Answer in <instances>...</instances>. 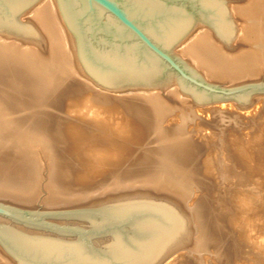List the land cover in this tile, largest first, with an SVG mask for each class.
Instances as JSON below:
<instances>
[{"label":"bare ground","instance_id":"1","mask_svg":"<svg viewBox=\"0 0 264 264\" xmlns=\"http://www.w3.org/2000/svg\"><path fill=\"white\" fill-rule=\"evenodd\" d=\"M234 12L242 20L237 26L231 21L235 30L229 41L195 20L169 54L184 58L205 82L214 85H237L257 76L264 69V0H248L243 7H234ZM26 15L37 26L36 34L29 37L0 31V202L32 205L45 164L46 207L83 199L70 191L72 186L83 187L92 179L88 168L77 171L80 163L90 168L96 157L107 154L111 165H125L132 145L146 136V145L143 143L141 150L138 147L140 157L135 162L140 173L123 178L125 174L118 178L111 175L105 182L107 187L147 186V191L165 195L183 217L185 224L179 235L153 264H177L181 259L188 264H212L221 263L222 258V264H264V255H251L237 238L229 246L231 258L225 261L226 246L214 231L222 232L225 221L218 215L207 218L197 199L196 190L201 186L198 167L209 165L198 161L199 139L209 138L205 131L212 122L221 126L228 123L232 128L242 119L234 111L223 110L225 104L220 102L227 99L193 100L178 86L175 72L158 83H94L80 63L75 38L67 30L56 1L34 0L20 18ZM36 35L42 38L45 50L36 45ZM235 38L249 47L230 51ZM169 87L172 102L160 93ZM79 88L82 95L75 101L73 94ZM231 101L238 109L255 103L264 107V96L252 93L246 103ZM217 102L219 107H209ZM197 112L209 113L211 118L204 119ZM87 118L95 122H87ZM85 126L95 134H86ZM236 132L226 134L230 162L244 165L250 175L237 170L221 188L222 197L231 186L251 187L253 182L264 186V162L258 150L251 139ZM71 141H75L74 147L69 146ZM228 174L223 171L222 179ZM133 191L136 195L140 189ZM253 212V224L247 218L240 219L243 237L264 244V204L254 207ZM0 264L17 262L0 251Z\"/></svg>","mask_w":264,"mask_h":264},{"label":"water","instance_id":"2","mask_svg":"<svg viewBox=\"0 0 264 264\" xmlns=\"http://www.w3.org/2000/svg\"><path fill=\"white\" fill-rule=\"evenodd\" d=\"M33 1L0 0V31L36 34L31 21L20 18ZM55 1L94 83H158L175 72L180 89L199 103H246L251 93L264 92L262 81L235 87L207 83L169 54L195 20L229 41L235 29L221 0ZM107 203L117 211H94L95 206L33 209L0 202V247L17 264H153L185 224L176 206L165 203L130 198ZM110 215L120 230L100 237L103 222L96 217ZM74 216L81 219L79 225L63 222Z\"/></svg>","mask_w":264,"mask_h":264},{"label":"rangeland","instance_id":"3","mask_svg":"<svg viewBox=\"0 0 264 264\" xmlns=\"http://www.w3.org/2000/svg\"><path fill=\"white\" fill-rule=\"evenodd\" d=\"M224 4L227 13L229 14L230 20L233 22L235 26L237 24L241 23L242 18H240L235 12L234 7H243L245 4L248 3V0H221ZM23 19L29 20L27 15L21 17ZM31 21V20H29ZM35 31H38L37 26L34 24L33 21H31ZM36 40L38 46H40V49L45 50V44L41 41V37L39 35H36ZM39 39V40H38ZM238 40V38H235L233 46L229 49L230 51L239 50L238 48H247L249 47V43L241 42ZM176 56L180 57L176 54ZM181 58V57H180ZM182 61L194 69L192 66H190L184 58H181ZM195 70V69H194ZM264 82V69H260L257 76L253 78H249L248 80L241 82V84H229V83H219L215 84L222 87H235L239 85H243L246 83H258V82ZM169 90L171 88H167L165 90H162L160 93L169 101L172 102L173 99L169 96ZM82 91V88H79L77 92H75L73 95V100L79 99L80 94ZM79 93V94H78ZM252 94L264 96V92H253ZM221 104H232V108H228L225 105L223 106V110L226 111H234L238 115L242 117L239 118L240 123L236 126H233L231 128V125L225 124V126H221L218 122H212L209 126V128L205 131L206 134L209 135V138L206 139H199L202 142V146H200V155L198 157V161L202 162L204 160L206 163H209L208 167L202 168L201 166L198 167V175H199V181H200V187L198 190H196L197 199L200 200L203 211L207 218L214 217L216 215L221 216L223 218V221H225V227L221 229L222 232L215 231V234L220 235L224 242V246H226V250L224 255L227 257L225 261L229 258H231L230 249L229 246L231 243H233V240L235 238L239 239V242L244 245L246 249L251 253V255L255 254H262L264 255V244H256L251 242V240H248L243 237V226L240 223V219L247 218L249 223H254L253 221L254 207L260 205L262 206L264 204V186L262 183L259 182H253V185L251 187H245V186H231L227 188L228 194L224 195L222 197V194H220V190L223 187V185H226L230 179L235 177L236 171L243 172L247 177H249L250 173L244 169V165L234 164L231 163L230 160L232 159L230 157L231 151L228 149V143L230 142L229 139H227L226 134L230 130L237 131L240 136H242L243 139H251L253 141V144L255 145L256 149L258 150L261 160L264 162V107L262 108V103H255L254 106H251L250 108L246 109H238L235 107L234 102L231 101V99H227L226 101L220 102ZM219 102L212 103L209 105V107L216 108L220 105ZM72 104V103H71ZM259 107L262 109L259 110ZM197 115L204 119H210L211 116H209V113L207 115H204L203 113L197 112ZM210 117V118H209ZM251 119H247L250 118ZM87 122H95V119H88ZM117 123V122H116ZM86 128V129H85ZM83 127L86 134L91 135L95 134L92 132L90 128L87 126ZM87 130V131H86ZM112 131L114 132L115 129L112 128ZM204 134V133H203ZM225 135V136H224ZM97 136V135H96ZM142 136L139 140V143H136L135 145H132L129 160L125 165L122 166H114L111 165L108 160L109 157L106 155H100L99 157H96V161L92 163V167H85L86 164L82 167L80 163V167L75 166L77 171L83 170L88 168L89 172L91 173L92 179L88 184H85L83 187H71L70 191H73V193H78L76 196L83 195V199L70 201L66 204L58 205L56 207H46L43 203V199L45 196V193L47 192L45 188V183L47 180V166L46 164L42 167L41 170V177L39 180V186H38V194L32 203V205L25 206V205H16V204H10L16 207L20 208H33V209H61V208H67L71 207L72 205H82L87 204L90 201H93L94 198H99L103 196H107L108 200H115V199H123V198H130V199H142V200H153L161 203H165L168 205H173L171 201L168 200V198H165V195H161L157 193L156 191L153 192V190H149L145 188L147 186H143L140 188V183L134 184L132 188H118L116 185H112L111 187H107L106 182L107 178L111 175H114L116 178L119 177L121 174H125L123 177H131L133 174H138V167L136 165V160L140 157V150L144 148V145H146L147 137ZM117 140V139H116ZM120 141V140H117ZM144 143V145H143ZM75 141H71L69 143V146L74 147ZM137 147V148H136ZM139 147V149H138ZM136 150V151H135ZM74 152H80V150H74ZM81 153V152H80ZM79 153H77L78 155ZM229 162V163H227ZM232 164V165H231ZM74 169V171L76 170ZM232 170V171H231ZM223 171H228L229 174L227 175V179H222L224 175L221 174ZM130 184V183H129ZM120 186V185H119ZM123 186V185H122ZM118 188V189H117ZM130 189V190H129ZM139 193L136 195L133 190H138ZM142 190V191H141ZM146 190V191H145ZM225 190V188L223 189ZM133 191V192H132ZM145 191V192H144ZM142 192V194H141ZM148 194H145V193ZM238 192H244V194L238 193ZM134 194V195H131ZM139 194V195H138ZM144 194V195H143ZM263 233H260V237H262ZM0 251H5L0 247ZM9 256V255H8ZM223 258L220 260V262H213L212 264H222ZM169 260H167L168 262ZM177 264H188L187 260H176Z\"/></svg>","mask_w":264,"mask_h":264},{"label":"snow or ice","instance_id":"4","mask_svg":"<svg viewBox=\"0 0 264 264\" xmlns=\"http://www.w3.org/2000/svg\"><path fill=\"white\" fill-rule=\"evenodd\" d=\"M108 201L109 200H108L107 196L94 198L93 201H90L84 205H72L69 210H75V209H80V208H93V206H95L94 211L98 210V209H108L112 213H115L117 211V209L108 205V203H107ZM96 218L103 222L101 225V231L99 233L100 237H109L110 238L111 234L114 231L120 230V227H121L120 222L116 219L115 216L110 215L107 218L102 217V216H97ZM121 219H123V218H121ZM73 221H79V222H73ZM63 222L79 225L81 223V219L79 217L74 216V217H71L69 219H66ZM85 226H87V225L85 224ZM126 226L127 225L125 224V227Z\"/></svg>","mask_w":264,"mask_h":264}]
</instances>
